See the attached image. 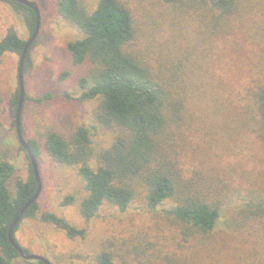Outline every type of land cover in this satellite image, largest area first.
<instances>
[{
    "label": "trees",
    "instance_id": "16d2710c",
    "mask_svg": "<svg viewBox=\"0 0 264 264\" xmlns=\"http://www.w3.org/2000/svg\"><path fill=\"white\" fill-rule=\"evenodd\" d=\"M5 1L23 15L32 34L36 12L19 1ZM159 1L180 18L186 15L192 23L199 21V26L203 22L205 35L200 42H182L190 34L187 23H183L176 43L167 36L169 26L162 23L161 36H157L156 28L154 37L152 31L148 32L150 41L145 43L125 0H95L92 8L85 0H57L59 15L79 31V36L67 44L72 63L86 67L79 80L82 92L78 99L98 100L95 122L112 135L109 146L93 152L91 134L84 125L68 136L50 129L43 137V149L57 164L77 168L84 182L85 194L79 203L84 219L98 216L105 206L126 211L142 192L148 210L155 211L172 200L173 204L165 209L167 215L193 233L219 240L216 246L204 249L210 260L214 252L219 255L221 250L230 261L264 264V223L252 225V218L263 217L261 208L252 218L240 211L257 201L238 199V206L223 219L225 208L237 200L231 197L216 202L192 190L195 183L191 180L195 177H187L184 171L190 169L184 154L188 143L199 149L198 135L203 133L198 128H209L205 133H214L210 115L223 114L224 107L229 122L249 125L264 139V75L260 78L264 69L245 72L240 64L247 54L246 47L251 48L242 35L246 24L250 22L255 33L264 37V0ZM258 3L263 7L259 8ZM196 32L202 35L199 29ZM235 33L241 34L237 43L233 40ZM26 42L9 28L0 39V58L6 52L20 55ZM261 50L264 54V47ZM176 53L183 56L176 57ZM29 66L28 51L24 71ZM19 97L18 86L11 100L14 115ZM13 123L16 126V120ZM27 142L39 161L41 147L35 140ZM20 147L26 152L22 144ZM92 156L96 158L95 166L90 162ZM37 190L31 161L27 178L19 179L15 178L14 164L0 159V264H15L21 257L9 239V227ZM72 202L74 196L68 195L62 204ZM26 217L53 224L70 238L86 235L85 228L76 227L54 212L40 211L38 200L27 208L22 219ZM14 238L28 253L15 234ZM31 263L46 264L40 260ZM93 264L118 262L110 251L103 249L94 255Z\"/></svg>",
    "mask_w": 264,
    "mask_h": 264
},
{
    "label": "rangeland",
    "instance_id": "374dc122",
    "mask_svg": "<svg viewBox=\"0 0 264 264\" xmlns=\"http://www.w3.org/2000/svg\"><path fill=\"white\" fill-rule=\"evenodd\" d=\"M28 1L38 3L40 27L35 43H32L33 46L29 50L30 66L24 71L21 126L26 141L35 140L41 147V155L37 161L42 184L38 197L39 209L54 212L76 227L85 228L86 235L70 238L53 224L42 222L37 217H26L19 222L14 232L20 244L28 253L42 255L53 264H93L94 255L103 249L110 251L118 264L239 263L237 260H227L221 250L219 255L214 252L210 260L204 249L210 245L216 246L215 243L220 241L210 237L208 239V235L203 233H193L185 224L167 215L165 209L173 204L172 200H167L157 210L150 211L141 192L126 211L121 212L115 207L105 206L98 216L90 220L81 216L79 203L85 194L84 182L76 167L57 164L48 156L43 149V137L50 129L68 136L84 125L90 131L93 152H97L109 146L112 133L97 127L94 109L98 100L78 99L82 92L79 80L85 75L86 67L72 63L67 44L79 36V31L59 15L57 0ZM125 1L133 11L138 35L145 43L150 41L148 32L152 31L154 37L156 28L157 36H161L162 23L169 26L171 30L167 36L176 43L180 25L183 23H187L190 32L189 40L183 38V43H198L200 37L205 35L203 22L202 26H199V21L192 23L186 15L178 17L171 10L161 6L162 1ZM85 2L90 8L95 5V0ZM258 5L259 8L263 7L259 3ZM172 22L175 24H170ZM245 27L242 35L245 41H248L247 44H251V48L250 45L246 47L247 54L242 57L240 64L246 69L245 72L250 69H264V54L261 50L264 47V37L255 33L250 22ZM9 28H13L24 40L31 37L23 15L16 12L10 2L0 0V39ZM197 29L202 35L198 36ZM238 33H235L234 43L236 40L240 41L237 38L241 34L236 36ZM182 35L184 34L181 33ZM231 42L226 43L228 50L231 49ZM239 48L242 47L239 45ZM224 51L223 46L222 52ZM174 55L183 56L180 53ZM19 59L20 55L13 52H6L0 58V159H9L15 166V178L25 179L29 174L30 161L20 147L21 143L13 123L15 115L11 107V100L19 86ZM263 75L264 72L260 78ZM235 85L239 86V83ZM225 109L226 107L223 114L210 115L215 124L214 133H205L209 128H198L197 131L203 133L198 135L199 149L188 143L185 153L183 151L188 162L190 161V169L184 170L185 175L195 177L191 180L195 183V189L192 190L207 195L216 202L231 197L237 200L225 208L223 219L238 206V199L246 197L257 201L255 205L240 211L242 215L252 218L261 208L263 217L252 218V225H262L264 139L249 125L239 126L234 120L229 122ZM224 117L227 118V124L223 125ZM192 126L195 127L193 123ZM90 162L93 166L96 165L95 156H92ZM68 195L74 196V202L62 204ZM31 261L34 260L20 257L15 264H32Z\"/></svg>",
    "mask_w": 264,
    "mask_h": 264
},
{
    "label": "water",
    "instance_id": "95a60500",
    "mask_svg": "<svg viewBox=\"0 0 264 264\" xmlns=\"http://www.w3.org/2000/svg\"><path fill=\"white\" fill-rule=\"evenodd\" d=\"M16 1L24 3L27 6H29L30 8H32L36 12V17H37L35 30L31 34V37L27 40V42L24 46V49H23L22 53L20 54L19 66H18V80H19V88H20V97H19V101H18V105H17V109H16L15 120H16L17 135H18L20 143L22 144V146L25 148L26 152L29 155L31 165L33 167L34 175H35V178H36V181L38 184V190L36 191L35 195L25 204V206L22 208L20 213L15 218V220L11 223V225L9 227L8 235H9V239H10L11 243L16 247V249H18L22 258H24L26 260H40L46 264H53L48 258H46L42 255L26 253L25 250L20 245L17 244V242L15 241V238H14V231H15L17 224L21 221V219H22L24 213L26 212L27 208L32 203H34L36 200H38V197H39L40 192H41V187H42L40 171H39L37 159L35 157V154L32 151V148L30 147V145L28 144V142L26 141V139L23 136L22 126H21V112H22V105H23V99H24V65H25V59H26L27 53L29 51V48L31 47V45L35 41V39L37 38V35L39 32L40 10H39V6H38L37 2L28 1V0H16Z\"/></svg>",
    "mask_w": 264,
    "mask_h": 264
}]
</instances>
